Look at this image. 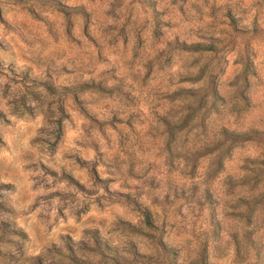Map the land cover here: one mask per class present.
<instances>
[{
	"label": "clouds",
	"instance_id": "9594fccd",
	"mask_svg": "<svg viewBox=\"0 0 264 264\" xmlns=\"http://www.w3.org/2000/svg\"><path fill=\"white\" fill-rule=\"evenodd\" d=\"M0 264H264V0H0Z\"/></svg>",
	"mask_w": 264,
	"mask_h": 264
}]
</instances>
